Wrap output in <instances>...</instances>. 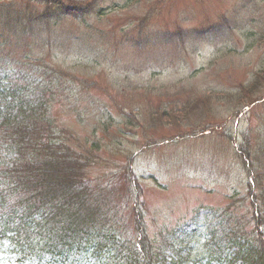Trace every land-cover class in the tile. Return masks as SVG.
Segmentation results:
<instances>
[{"label":"rangeland","instance_id":"obj_1","mask_svg":"<svg viewBox=\"0 0 264 264\" xmlns=\"http://www.w3.org/2000/svg\"><path fill=\"white\" fill-rule=\"evenodd\" d=\"M263 64L264 0H0V70L29 99L56 96L52 125L76 139L65 143L88 146L104 113L112 126L120 112L133 116L101 136L111 153L86 174L111 182L134 160L142 222L175 247L162 264L176 251L189 257L182 264H209L204 240L235 226L225 198L246 191L243 139H264V74L252 82ZM38 65L43 90L27 77Z\"/></svg>","mask_w":264,"mask_h":264},{"label":"trees","instance_id":"obj_2","mask_svg":"<svg viewBox=\"0 0 264 264\" xmlns=\"http://www.w3.org/2000/svg\"><path fill=\"white\" fill-rule=\"evenodd\" d=\"M54 4L64 14L65 7L59 1ZM41 67L46 76L45 65L34 68L39 76H27L38 90L49 85L41 78ZM55 73L61 77L58 70ZM263 74L264 64L252 82L258 83ZM10 79V73L0 70V248L6 253L0 264L165 263L164 253L175 247L165 240L155 243L142 222L135 190L139 178L131 172L134 160L129 156L122 173L112 175L111 182L91 180L86 174L102 155L111 153L101 136L118 130L119 123L133 124V116L120 112V122L112 126V117L104 113L96 120L101 136L94 130L91 143L79 147L72 132H60L52 125L49 106L56 96L37 94L38 98L29 99ZM57 90L68 89L61 84ZM69 138L75 139L71 145L65 143ZM243 140L236 154L241 171L251 180L246 178L240 198H225V218L235 226H225L223 239H211L212 232L202 246L208 250V260L219 264H264V139L254 147L248 136ZM225 251L231 253L227 258L222 257ZM196 255L199 260L205 252ZM188 258L176 251L168 264Z\"/></svg>","mask_w":264,"mask_h":264}]
</instances>
